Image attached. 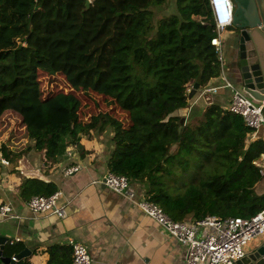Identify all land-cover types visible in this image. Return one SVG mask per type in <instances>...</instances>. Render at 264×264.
<instances>
[{"label":"trees","instance_id":"trees-1","mask_svg":"<svg viewBox=\"0 0 264 264\" xmlns=\"http://www.w3.org/2000/svg\"><path fill=\"white\" fill-rule=\"evenodd\" d=\"M87 1L0 0V116L20 115L32 149L52 162L69 145L77 147L80 135L110 129L109 171L126 176L175 221L250 218L263 210L254 162L264 141L249 143L243 117L216 103L198 118L181 115L197 78L204 88L222 73L211 44L217 34L209 1L175 0L162 18L157 13L169 0H89V9ZM40 72L61 73L72 88L105 94L127 114L133 142L110 115L82 122L75 93L44 96ZM0 150L12 163L22 155ZM194 162L198 171L189 180ZM56 192L54 184L36 179L21 186L28 201ZM25 249L6 244L0 264ZM49 250L48 264H72L68 247Z\"/></svg>","mask_w":264,"mask_h":264},{"label":"crops","instance_id":"crops-1","mask_svg":"<svg viewBox=\"0 0 264 264\" xmlns=\"http://www.w3.org/2000/svg\"><path fill=\"white\" fill-rule=\"evenodd\" d=\"M235 36L234 29L224 31L221 76L205 87L222 86L225 77L239 88L233 62ZM231 95L230 89L222 88L207 100L200 98L198 91L181 115L198 118L213 103L227 109ZM23 127L26 132L25 125ZM112 136L110 129L101 133L93 130L88 136H81L77 147L69 145L65 156L57 162L49 161L45 152L32 149L33 142L27 136L26 143L29 140L31 143L26 149L16 151L22 154L16 162L0 164V205L10 206L15 215L12 219H0V237L8 239L6 244H24L32 253L27 258L29 264H48L49 249L55 245L71 249L70 241L89 249L91 264H188L185 246L145 215L135 202L114 194L101 183L110 172ZM76 165L82 167L78 173L64 174L65 168ZM26 179L54 184L57 192H61L58 206L64 217L34 213L28 207L30 200L21 196V186ZM133 187L141 192L137 185ZM263 241L264 237L251 243L247 253Z\"/></svg>","mask_w":264,"mask_h":264},{"label":"built area","instance_id":"built-area-1","mask_svg":"<svg viewBox=\"0 0 264 264\" xmlns=\"http://www.w3.org/2000/svg\"><path fill=\"white\" fill-rule=\"evenodd\" d=\"M217 36L211 44L216 48L220 61L222 56V36L224 31L232 27L234 5L232 0H208ZM219 87H204L199 90L200 98L207 100L218 94L222 88L232 91L231 102L227 107L230 112L243 117L245 125L251 130L248 142L264 141V100L257 101L247 96L225 77ZM191 92V89L189 90ZM209 93L211 96L205 97ZM0 164L7 165L9 161L0 158ZM260 174L259 184L264 185V154L254 162ZM80 165L65 168L64 174L72 176L81 170ZM101 183L116 195L123 196L135 202L138 207L163 226L168 233L187 248L188 264H235L247 255L248 247L255 239L264 237V209L250 218L208 216L202 220L193 219L175 221L165 209L150 202L143 193L138 192L123 175L108 172ZM264 194V193H263ZM61 192L51 196H34L28 202V207L42 216L56 215L61 217L62 209L58 206ZM15 215L8 205H0V219H12ZM72 249V264H91L89 249L78 242L70 241ZM247 247V249H246ZM12 260L17 261L15 257Z\"/></svg>","mask_w":264,"mask_h":264},{"label":"water","instance_id":"water-1","mask_svg":"<svg viewBox=\"0 0 264 264\" xmlns=\"http://www.w3.org/2000/svg\"><path fill=\"white\" fill-rule=\"evenodd\" d=\"M234 5L233 29L234 64L238 75V85L242 92L257 101L264 100V0H232ZM91 2L86 3L87 9ZM201 89V76L193 84L189 99H192ZM211 96L209 93L205 97ZM185 120L182 119V123ZM81 139V135L78 137ZM81 148V146H79ZM64 217V212L62 214ZM8 239L0 237V256ZM31 251L25 249L16 255L17 261L2 258L3 264H16L31 256ZM235 264H264V241Z\"/></svg>","mask_w":264,"mask_h":264},{"label":"rangeland","instance_id":"rangeland-1","mask_svg":"<svg viewBox=\"0 0 264 264\" xmlns=\"http://www.w3.org/2000/svg\"><path fill=\"white\" fill-rule=\"evenodd\" d=\"M173 2L175 1L169 0V6H166L164 9L158 11L157 17L162 18L168 15L172 7L171 3ZM231 29H233V26L227 28L226 31H229ZM39 80L41 82L44 96L56 94L58 92L75 93L81 100L79 117L82 122H88L92 117H95L97 115H110L123 123V132L126 135V138L130 142H133L131 131L132 126L129 122L127 114L122 112L120 108L105 94L93 92L92 90L72 88V86L68 83L65 75L61 73L55 74L53 76H48L47 74L40 72ZM23 126L24 125L22 123V118L20 117V115L13 111H6L2 116H0V149L3 146H6L12 152L16 153L17 150L23 148L26 149L27 147H29L31 141L29 140V143H26L27 134L23 130ZM11 148H14V150H12ZM128 149L131 150L134 149V147L132 146ZM197 171L198 164L197 162H194L188 176L189 180L195 177ZM255 191L257 194L262 195L264 193V185L262 183H258L255 186ZM256 240L258 239H255L253 242H255ZM251 243L249 245H251Z\"/></svg>","mask_w":264,"mask_h":264}]
</instances>
